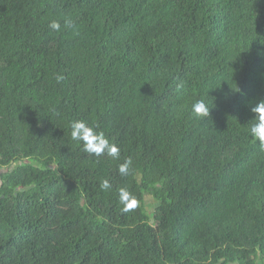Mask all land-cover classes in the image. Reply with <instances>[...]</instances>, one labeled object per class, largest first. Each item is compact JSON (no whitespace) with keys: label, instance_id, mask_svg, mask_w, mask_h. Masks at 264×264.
Wrapping results in <instances>:
<instances>
[{"label":"trees","instance_id":"obj_1","mask_svg":"<svg viewBox=\"0 0 264 264\" xmlns=\"http://www.w3.org/2000/svg\"><path fill=\"white\" fill-rule=\"evenodd\" d=\"M261 100L264 0H0V264H264Z\"/></svg>","mask_w":264,"mask_h":264},{"label":"clouds","instance_id":"obj_2","mask_svg":"<svg viewBox=\"0 0 264 264\" xmlns=\"http://www.w3.org/2000/svg\"><path fill=\"white\" fill-rule=\"evenodd\" d=\"M49 27L53 31L59 32L61 30V24L58 21H53L50 23ZM64 27H72V21L66 19L64 21ZM57 82L63 79L62 76L58 75L56 77ZM182 85H177L181 87ZM210 110L207 103L203 100H198L192 105V111L198 118H206L210 116ZM251 111L255 114L253 120L255 121L249 131L250 135L260 142L261 150H264V100H261L251 108ZM71 137L75 141H80L83 143L84 151L93 154L96 157L102 155H108L113 158H118L119 148L115 145L109 143V141L104 137L102 133H98L94 127L89 126L84 121H74L71 124ZM131 165V160L125 161L119 166V172L121 175H127L129 172V167ZM111 187L107 180H104L101 184V188L107 190ZM121 203L125 205L124 211H129L134 207L135 201L130 193L127 191H121L120 193Z\"/></svg>","mask_w":264,"mask_h":264},{"label":"rangeland","instance_id":"obj_3","mask_svg":"<svg viewBox=\"0 0 264 264\" xmlns=\"http://www.w3.org/2000/svg\"><path fill=\"white\" fill-rule=\"evenodd\" d=\"M147 203L150 204L151 202L147 199ZM149 211H151V210H149ZM157 231H158V227H153V228H152V232H153L154 234H156Z\"/></svg>","mask_w":264,"mask_h":264}]
</instances>
